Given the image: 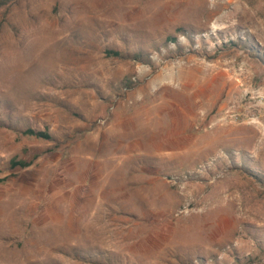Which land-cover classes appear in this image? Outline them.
Returning a JSON list of instances; mask_svg holds the SVG:
<instances>
[{
	"label": "rangeland",
	"instance_id": "1",
	"mask_svg": "<svg viewBox=\"0 0 264 264\" xmlns=\"http://www.w3.org/2000/svg\"><path fill=\"white\" fill-rule=\"evenodd\" d=\"M0 264H264V0H0Z\"/></svg>",
	"mask_w": 264,
	"mask_h": 264
},
{
	"label": "built area",
	"instance_id": "2",
	"mask_svg": "<svg viewBox=\"0 0 264 264\" xmlns=\"http://www.w3.org/2000/svg\"><path fill=\"white\" fill-rule=\"evenodd\" d=\"M221 120H228V121H232V122H240L241 121V117L239 116L238 113L235 112H229L228 110H226L220 117Z\"/></svg>",
	"mask_w": 264,
	"mask_h": 264
}]
</instances>
